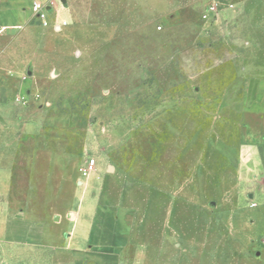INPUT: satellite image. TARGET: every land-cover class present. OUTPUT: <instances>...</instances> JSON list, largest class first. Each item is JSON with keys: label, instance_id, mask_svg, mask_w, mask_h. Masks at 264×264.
<instances>
[{"label": "rangeland", "instance_id": "obj_1", "mask_svg": "<svg viewBox=\"0 0 264 264\" xmlns=\"http://www.w3.org/2000/svg\"><path fill=\"white\" fill-rule=\"evenodd\" d=\"M28 1L48 26H0V168L26 233L0 264H96L66 235L102 208L132 216L118 264H264V0Z\"/></svg>", "mask_w": 264, "mask_h": 264}, {"label": "crops", "instance_id": "obj_2", "mask_svg": "<svg viewBox=\"0 0 264 264\" xmlns=\"http://www.w3.org/2000/svg\"><path fill=\"white\" fill-rule=\"evenodd\" d=\"M20 1L15 0L13 3L10 0H4L0 5L1 27H17V25L33 17V12L29 7L24 12H20L21 7L17 4ZM27 2L29 1L27 0ZM26 6L29 5L26 4ZM28 75H31V71L28 72ZM262 153L264 155V149ZM10 181V171L0 168L1 250H8L12 244H19L21 241H25L26 238L25 222L23 221L22 213L17 212V232H15L14 225L9 221L10 215L12 213L16 214V211L7 202V197H4L8 193ZM259 187L264 189V183L259 184ZM72 221H75L76 224L74 232L67 234L66 238H69L72 242L75 241L76 237L80 238V241L76 245L73 243L78 254L77 257L80 260L93 259V262L95 261L96 264H118L119 254L127 246L130 239L132 224V216L130 214L120 208H102L101 210L95 209L91 217L82 212L76 213ZM86 244L91 246L89 252L84 246Z\"/></svg>", "mask_w": 264, "mask_h": 264}, {"label": "built area", "instance_id": "obj_3", "mask_svg": "<svg viewBox=\"0 0 264 264\" xmlns=\"http://www.w3.org/2000/svg\"><path fill=\"white\" fill-rule=\"evenodd\" d=\"M215 11V7L210 8V13ZM33 13L36 16V19L39 23L48 26L49 25V11L46 9L45 6H42L40 4H35L33 7ZM207 17V16H206ZM64 24H66V22H64ZM94 170L93 166L88 167L85 171H84V175L88 176L92 173V171ZM256 204H252V207H255Z\"/></svg>", "mask_w": 264, "mask_h": 264}, {"label": "water", "instance_id": "obj_4", "mask_svg": "<svg viewBox=\"0 0 264 264\" xmlns=\"http://www.w3.org/2000/svg\"><path fill=\"white\" fill-rule=\"evenodd\" d=\"M60 1H61V3H62L64 6H66V4H67V0H60ZM110 170L112 171V168H110ZM250 198H253V196L251 195Z\"/></svg>", "mask_w": 264, "mask_h": 264}]
</instances>
